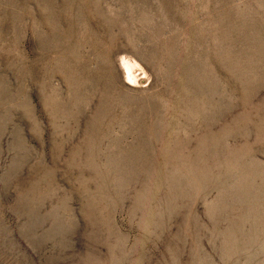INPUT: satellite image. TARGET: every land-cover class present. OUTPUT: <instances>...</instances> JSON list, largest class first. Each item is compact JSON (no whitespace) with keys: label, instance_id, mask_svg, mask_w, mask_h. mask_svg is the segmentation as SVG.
<instances>
[{"label":"rangeland","instance_id":"374dc122","mask_svg":"<svg viewBox=\"0 0 264 264\" xmlns=\"http://www.w3.org/2000/svg\"><path fill=\"white\" fill-rule=\"evenodd\" d=\"M0 264H264V0H0Z\"/></svg>","mask_w":264,"mask_h":264}]
</instances>
